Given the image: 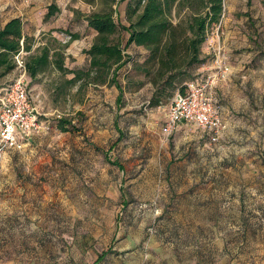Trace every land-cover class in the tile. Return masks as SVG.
Segmentation results:
<instances>
[{"label": "rangeland", "instance_id": "1", "mask_svg": "<svg viewBox=\"0 0 264 264\" xmlns=\"http://www.w3.org/2000/svg\"><path fill=\"white\" fill-rule=\"evenodd\" d=\"M223 1L222 17L227 13V0ZM260 1L234 0V16L241 30L247 25L244 19L240 22V17H248L249 21L256 23L255 31H264V9ZM86 3L76 0L84 13H87ZM89 4L95 9L89 7L88 13L100 10L103 1L90 0ZM123 5L118 3L115 6L116 18L118 23L126 24ZM221 28V22L212 28L202 48L207 63L211 65L215 55L213 49L219 48L216 43L221 40ZM211 38L216 44L214 48ZM225 57L227 59V55ZM131 75L133 85L125 90L122 106L117 107L118 91L114 86L78 89L79 83L71 87L64 82L65 75L46 72V80L38 84L43 93V99L36 102L38 110L42 113L47 109L49 115L60 113L63 119L72 121L74 129L71 131L79 132L73 136L59 133L54 136L55 141L70 143L77 135L80 142L97 147L93 154L95 164L88 166L86 160H89L90 153L79 150L80 159L71 167L77 174L66 179L68 186L62 194L61 181L55 177L57 168L52 164L48 169L45 165L40 178L29 174L40 152L29 155L25 167L23 160L17 165L19 170L16 172L26 173V182L29 179L31 188L29 195L22 197L20 192H14L12 179L7 177L8 161L16 157L7 152L9 150L1 154L0 212L3 214L0 219L9 216L8 210L16 207L20 217L24 214L26 218L30 217L33 231L38 232L40 223H47L49 242L32 246L31 252L26 253H17L15 246L10 244L4 249L9 260L5 263L1 253L0 264H94L102 252L107 254L97 264H177V261L179 264L180 258L185 262L196 248L188 238L189 228L175 230L174 225L175 219L184 217L182 213L177 214L175 199V192L185 185L183 178L179 177L188 168L183 166L184 161L188 165L201 159L204 161L201 171H210L205 180L195 184L205 185L199 190L206 188L210 197L207 201L209 209L217 204L225 206L224 182L213 177L216 171L220 175L218 160L229 158L230 165L239 166L256 156L264 166V149L252 144L256 140L251 134L247 135L248 140L232 141L236 146L234 149L229 148L230 141L223 143L221 137L211 140L191 124L182 123L176 131L163 135L161 127L169 102L161 107H148L146 97L149 90L136 88L139 86L136 81H141L142 76L131 71L124 77ZM124 77H119L122 86ZM6 80V76L0 78V86ZM60 93L63 97H59ZM117 130L122 133L119 142ZM242 136L235 134V138ZM44 152L52 162L56 161L54 157H60L59 152ZM174 162L176 165L169 166ZM192 169L197 170L199 166ZM220 211L217 209V214ZM204 231L198 233L202 235ZM57 232L63 236L57 237ZM176 244H179L178 250L173 251ZM214 248L217 251L208 254L203 264H264V238L261 237L244 244L237 241L234 245H224L221 250L224 257L218 252L217 245Z\"/></svg>", "mask_w": 264, "mask_h": 264}, {"label": "crops", "instance_id": "2", "mask_svg": "<svg viewBox=\"0 0 264 264\" xmlns=\"http://www.w3.org/2000/svg\"><path fill=\"white\" fill-rule=\"evenodd\" d=\"M89 1L84 0L87 2V13L89 7L92 10L94 8L90 6ZM119 3H124L123 16L125 18L126 1ZM260 5L264 9V0L260 1ZM52 6L57 10H54V13L47 18L46 15ZM235 7L234 0H227V13L221 18V40L216 43L227 55L229 66L227 78L217 83L213 89L215 106L222 118V128L218 137L223 138V143H226V140L230 141L229 148L234 149L236 146L232 141L248 140L247 135L251 134L256 140L252 144L258 147L262 146L264 149V38L262 37L264 31L262 33L255 31L256 23L249 21L248 17H240V22L244 19L247 25L241 30L238 25L239 21L234 16ZM87 13L78 7L76 0H0V29L9 20L19 18L23 24L24 35L33 38L31 53L35 50L39 52L38 50L43 47L48 48L52 53L58 50L62 44L68 42L66 48L63 49V67L69 70L76 69L87 64L88 58L84 51L90 47L96 35V32L87 26V22L82 16ZM121 24L123 23L121 22ZM69 34L77 37L69 40ZM127 38V33L121 35L120 39L123 45ZM211 40L213 41L211 46L216 47L214 38ZM124 51L128 56H135L141 60L146 54L143 47L133 44L127 46ZM211 68L212 65L206 62L198 72L203 74ZM48 72L61 74L52 68V65ZM45 74L46 72H42L34 79L26 75V81L33 96V104L37 109L39 108L36 102L43 99V93L38 88V84L46 80ZM11 76L12 73L6 77L9 79ZM71 77L72 74H67L65 78L70 79ZM140 90L146 92L149 90L147 101L151 95V85L147 83ZM59 97H63L61 93ZM74 105L75 103H73V108ZM42 113L49 115L47 109ZM78 132H60L57 129V121H53L50 132L31 137L20 151H7L16 157L10 159L7 164L9 166L7 177L12 179L14 192H20L22 197L29 195L31 191L29 179L26 182V173L16 172L19 170L17 165L23 160L22 164L25 167V163L29 162L26 161L29 155L37 154L38 151L40 152L39 157L32 164L34 167L30 172L28 169L26 172L40 178L43 167L46 165L49 169L53 164L57 168L55 177L61 181L60 191L62 194L68 186L66 179L77 174L71 167L80 159L79 150L90 153L89 160L82 159V161L86 160L88 166L94 165L93 154L95 155L96 146L80 142L77 135L75 141L65 144L54 139L55 135L69 134V136H73ZM235 134L243 136L239 139L235 138ZM45 150L59 152L60 157H54L56 161L52 162V158L45 154ZM228 159L218 160V163L222 164V167L218 164L220 175H217L218 171L213 175L214 178L218 177L224 182L222 195L225 206L217 204L211 209L207 206L210 197L207 196L206 188L199 190V187H205V185L195 186L198 182L205 180L204 177H207L210 171L206 169L203 170L204 172L201 171V163L204 162L201 159L198 163H188V165L187 161H184L183 166L188 168H185L186 171L184 170V173L179 177L183 178L185 185L183 189L175 192L177 214L182 213L184 217L173 220L175 230L182 227L189 228L187 230L189 231L188 238L192 239L191 243H195L196 250L191 252L192 255L185 262L180 258L179 264H203L202 261L207 260L208 254L217 251L214 245H217L220 253L224 245H234L237 241L244 244L258 237L264 238V166L258 162L256 156L251 157L249 161L245 160L244 164L239 166L230 165ZM172 165H176L175 162L169 166ZM197 166L199 169H192ZM217 209H221L219 214H217ZM0 214H3L2 211ZM7 215L9 216H2L0 219V249H3L0 254L3 253L1 259L5 263L9 258L5 256L6 250L4 249L10 244L15 246L14 249L17 250V253H26L29 250L31 252L32 246L36 247L49 242L47 223H40L37 232L33 231L32 225L29 223L30 217L26 218V214L20 217L16 207H13V210H8ZM203 229L205 231L200 235L198 232ZM56 234L57 237H59L58 235L63 236L59 232ZM71 236L74 237L73 234ZM178 246L179 244H176L173 251L178 250Z\"/></svg>", "mask_w": 264, "mask_h": 264}, {"label": "trees", "instance_id": "3", "mask_svg": "<svg viewBox=\"0 0 264 264\" xmlns=\"http://www.w3.org/2000/svg\"><path fill=\"white\" fill-rule=\"evenodd\" d=\"M102 1L100 10L82 14L87 26L96 32L90 47L84 51L88 58L85 66L70 70L63 67V49L68 42L52 53L46 47L31 53L33 38L24 35L22 21L13 18L0 29V78L14 71L13 57L22 48L27 52L25 71L31 79L48 72L52 65L62 75L72 74L64 81L68 86L74 87L77 83L78 89L114 86L118 91L117 107L122 106L125 90L133 85L132 75L124 77L131 71L143 77L136 81L138 90L147 83L151 85V95L146 101L148 107H161L170 103L176 94L185 95L187 84L200 76L198 71L207 62L202 48L212 28L221 21L224 1ZM123 1H126V24L118 23L116 18L115 6ZM54 10L57 9L52 6L46 17H50ZM121 33L128 34L125 45L121 42ZM76 37L69 34V40ZM131 44L146 50L142 60L124 53ZM120 75L125 78L123 86L119 81ZM71 122L62 118L57 121V129L60 132L71 131L74 129ZM118 133L117 142L122 135L120 131ZM106 254H99L94 264L102 261Z\"/></svg>", "mask_w": 264, "mask_h": 264}, {"label": "built area", "instance_id": "4", "mask_svg": "<svg viewBox=\"0 0 264 264\" xmlns=\"http://www.w3.org/2000/svg\"><path fill=\"white\" fill-rule=\"evenodd\" d=\"M213 50L212 68L189 82L185 95L176 94L171 99L161 127L163 135L171 134L184 123L200 129L211 140L217 139L222 118L215 106L213 89L227 78L229 66L220 47ZM25 55L22 48L14 55L15 69L0 89V156L5 150H22L31 137L50 132L53 121L63 118L60 113H40L33 104L26 81Z\"/></svg>", "mask_w": 264, "mask_h": 264}]
</instances>
